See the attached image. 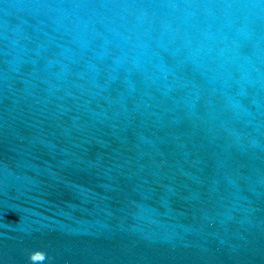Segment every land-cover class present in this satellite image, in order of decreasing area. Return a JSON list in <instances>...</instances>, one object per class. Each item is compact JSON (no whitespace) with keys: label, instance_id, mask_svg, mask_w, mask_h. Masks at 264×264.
Listing matches in <instances>:
<instances>
[{"label":"water","instance_id":"obj_1","mask_svg":"<svg viewBox=\"0 0 264 264\" xmlns=\"http://www.w3.org/2000/svg\"><path fill=\"white\" fill-rule=\"evenodd\" d=\"M0 264H264V0H0Z\"/></svg>","mask_w":264,"mask_h":264}]
</instances>
